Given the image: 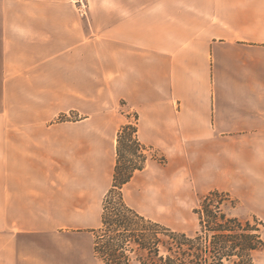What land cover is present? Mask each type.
<instances>
[{
    "label": "crops",
    "instance_id": "1",
    "mask_svg": "<svg viewBox=\"0 0 264 264\" xmlns=\"http://www.w3.org/2000/svg\"><path fill=\"white\" fill-rule=\"evenodd\" d=\"M87 2L0 0V264L95 255L133 115L166 162L129 207L186 233L212 191L264 213V0Z\"/></svg>",
    "mask_w": 264,
    "mask_h": 264
},
{
    "label": "trees",
    "instance_id": "2",
    "mask_svg": "<svg viewBox=\"0 0 264 264\" xmlns=\"http://www.w3.org/2000/svg\"><path fill=\"white\" fill-rule=\"evenodd\" d=\"M137 132L130 123L118 136L114 184L105 198L102 226L94 230V253L101 264H255L264 252L262 230L257 220L244 221L225 211L229 193L212 191L200 200L194 209L200 229L192 234L148 219L125 203L122 189L150 158Z\"/></svg>",
    "mask_w": 264,
    "mask_h": 264
},
{
    "label": "rangeland",
    "instance_id": "3",
    "mask_svg": "<svg viewBox=\"0 0 264 264\" xmlns=\"http://www.w3.org/2000/svg\"><path fill=\"white\" fill-rule=\"evenodd\" d=\"M130 122L136 124L137 118L135 115L132 116V120H130ZM118 199L119 198L116 195L111 198V201L113 204H115ZM199 204L200 201H197L194 208L198 207ZM222 206L227 213L237 216L244 221L250 220L252 223H255V220H257L258 226L262 230V235L264 238V213L255 211L257 206H255L253 203L239 199L235 194H230V198L224 201ZM191 214L195 223L194 226L188 230V233L190 234L195 233L200 229L199 217L194 213L193 210ZM77 264H101V262L95 257V255L90 257L89 253L84 250V258L82 259V257H78ZM255 264H264V252H261L256 256Z\"/></svg>",
    "mask_w": 264,
    "mask_h": 264
},
{
    "label": "built area",
    "instance_id": "4",
    "mask_svg": "<svg viewBox=\"0 0 264 264\" xmlns=\"http://www.w3.org/2000/svg\"><path fill=\"white\" fill-rule=\"evenodd\" d=\"M73 4L75 5L78 14L84 18L88 16L89 13V6L87 0H73ZM145 153L152 158L162 161L163 157L156 151L151 149H147Z\"/></svg>",
    "mask_w": 264,
    "mask_h": 264
}]
</instances>
